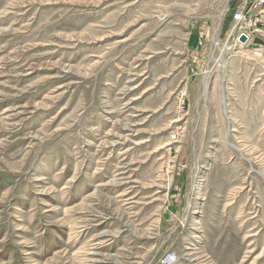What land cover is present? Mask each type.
<instances>
[{"label":"rangeland","instance_id":"rangeland-1","mask_svg":"<svg viewBox=\"0 0 264 264\" xmlns=\"http://www.w3.org/2000/svg\"><path fill=\"white\" fill-rule=\"evenodd\" d=\"M250 3L0 0V264H264Z\"/></svg>","mask_w":264,"mask_h":264},{"label":"built area","instance_id":"built-area-1","mask_svg":"<svg viewBox=\"0 0 264 264\" xmlns=\"http://www.w3.org/2000/svg\"><path fill=\"white\" fill-rule=\"evenodd\" d=\"M256 4L258 6H264V0H257ZM235 20L238 25H240L239 28V35L236 37V43L240 46H250L254 44L255 37L262 33V29L259 26L260 20L259 18H251L248 15V12L246 13L245 10H238L235 14ZM243 36H246V42H242L241 39ZM263 45H260L259 48L262 49ZM177 255L176 253H172L169 257V261L171 263L176 262Z\"/></svg>","mask_w":264,"mask_h":264},{"label":"crops","instance_id":"crops-1","mask_svg":"<svg viewBox=\"0 0 264 264\" xmlns=\"http://www.w3.org/2000/svg\"><path fill=\"white\" fill-rule=\"evenodd\" d=\"M251 2L248 7V15L251 18H259L260 20L259 26L262 29V33L255 37L254 42L255 46H260L264 43V6H258L256 4L257 0H251Z\"/></svg>","mask_w":264,"mask_h":264},{"label":"water","instance_id":"water-1","mask_svg":"<svg viewBox=\"0 0 264 264\" xmlns=\"http://www.w3.org/2000/svg\"><path fill=\"white\" fill-rule=\"evenodd\" d=\"M242 42H246V36H243L241 39Z\"/></svg>","mask_w":264,"mask_h":264}]
</instances>
